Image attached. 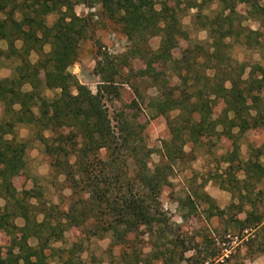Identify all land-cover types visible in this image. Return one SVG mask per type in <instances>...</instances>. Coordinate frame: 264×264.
<instances>
[{"label":"trees","instance_id":"obj_1","mask_svg":"<svg viewBox=\"0 0 264 264\" xmlns=\"http://www.w3.org/2000/svg\"><path fill=\"white\" fill-rule=\"evenodd\" d=\"M211 1L185 6L199 9L196 18L208 32V40L192 44L177 58L173 50L180 40H190L181 20L185 8L180 2L157 8L154 0H0V16L2 12L5 16L0 17V41L6 44L5 48L0 46V59L17 63L11 77L0 79V103L4 105L0 121V196L7 199L0 206V232L10 238L4 253L0 246V264H48L47 250L57 249L55 242H66L73 226L81 227L87 237L111 233L113 243L123 246L124 260L135 259L125 264H206L224 255L221 248L203 254L198 244H190L179 253L177 249L185 242L175 237L168 246L161 241L174 228L162 206L161 194L171 184L176 165L189 160L185 147L191 133L206 129L232 141V150L224 158L232 185L222 182L224 190L251 202L252 192L264 180V161L260 160L264 144L256 148L257 159L239 157L242 135L251 126L264 125V66L239 61L232 53L234 42L249 48L260 45L263 33L245 26L236 10L238 3L252 0H218L222 3L220 11L214 16H201L200 8ZM78 4L100 5L104 16L120 22L130 42L121 54L99 51L94 68L100 77L96 92L69 70L77 60L81 41L90 36L94 25V14L75 13ZM51 13H60L64 22L50 26L47 17ZM251 13H258L256 19L264 23V5ZM155 36L161 37L156 49L150 44ZM45 44L50 45L49 51L44 50ZM32 52L39 55L36 62L30 60ZM134 58L144 60L140 75L153 79L161 89L148 106L154 116L166 118L169 128V137L162 140L157 150L160 158L153 167L150 160L156 150L145 141L144 124L134 122L126 113L113 118L106 104V96L118 97V86L130 83ZM158 65L165 71L158 70ZM168 65L179 79L177 85L168 84ZM25 84L31 89L24 90ZM43 89L60 90V94L49 99ZM217 99L223 101L224 108L213 124L198 121L196 115L204 114ZM18 124L33 127L31 137L43 144L53 173L64 176L71 189L67 208L44 200L40 184L29 176L26 153L30 140L18 137ZM233 167L235 171L231 172ZM237 171L244 178L233 175ZM194 201L189 195L180 204L188 202L195 210ZM237 205L238 212L246 213L245 218L232 220L233 230L242 238L245 231L264 221V215L255 211L254 203L250 211ZM219 211L224 214V210ZM17 217L24 219L22 226L15 222ZM140 234L151 240L152 249L147 254L133 246ZM31 238L37 241L35 245L29 242ZM79 245H73V249L82 247ZM190 251L193 253L186 256ZM176 254L180 255L178 260Z\"/></svg>","mask_w":264,"mask_h":264},{"label":"rangeland","instance_id":"obj_2","mask_svg":"<svg viewBox=\"0 0 264 264\" xmlns=\"http://www.w3.org/2000/svg\"><path fill=\"white\" fill-rule=\"evenodd\" d=\"M201 0H154L156 7L160 8L164 3L174 5L180 2L182 8V23L189 33L190 40H180L178 48L173 50L175 57L180 58L182 52L196 42H205L208 40V32L199 25L200 18H196L199 9L185 7L189 2H200ZM264 5L263 0H252L251 3H238L236 10L242 14L243 24L252 29H259L263 35L260 37L262 43L256 47H247L240 42H234L233 55L239 61L247 64L260 63L264 66V23L259 21V14L251 13L253 9ZM9 7L6 9L8 10ZM222 9V3L214 0L206 3L200 8L201 16H214ZM75 13L78 16H87L94 14L93 27L90 30V36L81 41L78 49L76 62L70 67V72L78 79L89 86L94 92L97 91L100 77L94 73V68L99 57V51L108 52L111 55H117L125 52L130 44L126 34L122 30L120 22L106 17L101 12L100 5L89 7L84 4L75 6ZM1 18L5 17L4 12ZM64 22L60 13H51L47 17V23L52 26L57 22ZM161 41L160 36L151 38L150 44L156 49ZM18 46L21 41L17 42ZM0 46L5 48L6 44L0 41ZM45 51L50 50V45L45 44ZM39 58L37 52L30 54V60L36 62ZM16 62L8 59H0V79L11 77L14 73ZM134 68L130 75V83L118 86L120 95L106 96V104L109 113L113 118H117L120 113H126L130 119L136 123L144 124V133L146 143L156 151L152 154L150 165L154 166L159 161V152L157 151L162 144V140L169 137V128L167 120L163 115L154 116V111L148 106L150 98L159 95V88L153 83V79L147 76H141L138 72L145 67L144 60L134 58L132 60ZM158 70L165 69L158 65ZM163 71V72H164ZM167 71L168 84L177 85L179 79L177 75L169 68ZM249 68H247V72ZM128 74V69L125 70ZM247 76V73L245 74ZM162 83H160L161 85ZM24 90H30L31 85L25 84ZM138 90V94L135 93ZM42 93L49 99L55 98L60 94V90L43 89ZM142 96V97H141ZM224 103L221 99L217 101L202 115H196L198 121H205L207 126H211L212 121L222 112ZM4 117V105L0 103V121ZM116 122V121H114ZM205 126V124H204ZM209 128V127H208ZM220 129V126L218 127ZM19 138L29 139L30 146L27 149V172L32 178H35L44 192V200L59 203L61 208H67L71 189L67 187L64 176H57L53 173L50 166V157L44 152L43 144L33 139V127L26 124L17 125ZM49 134V132H45ZM240 150L239 157L242 160L249 158L257 159L256 148L264 144V125L251 126L239 139ZM186 151L190 153L189 160L184 164L176 165L175 171L171 177V184L163 188L161 202L164 210L169 216V224L173 223V232H166L162 238V243L171 246V238H178V241L185 242L179 246L177 252L180 253L184 247L190 244H198L203 254L210 253L215 249H222L223 256L219 259L206 264H264V221L254 229H249L242 234V238L233 230V219L236 217L245 218V212H238L237 204L245 211L252 210L254 203L255 211L264 215V180L258 185L257 189L251 194V202L247 199H239L237 193L224 190L221 183L231 186L226 173L228 163L224 158L232 150V141L223 136L204 129L199 133H191L187 139ZM264 161V157H261ZM236 166V163L234 164ZM231 172L235 171L233 167ZM238 179H242L243 173L237 171L233 173ZM226 176V177H225ZM226 178V179H225ZM21 180L20 176L15 178ZM226 181H223V180ZM237 184L234 180L233 185ZM241 185V184H240ZM259 188H261L259 192ZM192 195L197 207L194 210L192 204L186 202L182 206L181 200L186 196ZM35 201V200H34ZM253 202V203H252ZM252 203V204H251ZM252 205V206H251ZM219 210H224L220 214ZM42 215H39V219ZM171 230L170 225H168ZM249 231V232H248ZM166 236V237H165ZM217 240L214 244L211 240ZM10 238L5 233L0 232V246L4 253L9 246ZM225 240V241H224ZM211 241V242H210ZM35 242L34 238L30 239ZM57 243V244H56ZM60 247L57 249H48L50 255L48 264H65L64 261L72 259L71 264H125L127 261L134 262L133 257L124 260L123 246L114 244L111 233H106L103 237H87L81 227H70L66 237V242H56ZM80 244V248L73 249V245ZM134 248L147 254L151 251L152 245L148 235L140 234L133 241ZM64 248V251H59ZM74 250V252L71 251ZM193 252H187L190 256ZM179 254L174 256L179 259ZM61 259L59 262L54 259ZM225 257H229L226 259ZM127 258V257H126ZM182 264H186L183 262Z\"/></svg>","mask_w":264,"mask_h":264},{"label":"crops","instance_id":"obj_3","mask_svg":"<svg viewBox=\"0 0 264 264\" xmlns=\"http://www.w3.org/2000/svg\"><path fill=\"white\" fill-rule=\"evenodd\" d=\"M29 148V147H28ZM29 176H31L30 174H29ZM47 201V200H46ZM34 202V201H33ZM48 203H50V201H47ZM7 203V199L4 197V196H0V206L1 207H3L5 204ZM51 203H54V202H51ZM15 222L18 224V225H20V226H22L23 224H24V219L22 218V217H17L16 219H15ZM29 242H30V240H29ZM31 243V242H30ZM37 243V241L35 240V242L34 243H31L32 245H35ZM56 243V242H55ZM54 243V245L53 246H57L56 244ZM57 247H60V246H57ZM49 257H50V255H49ZM49 259V258H48ZM54 259L55 260H57L58 262L61 260V259H58L57 257H54ZM64 263V262H63Z\"/></svg>","mask_w":264,"mask_h":264}]
</instances>
